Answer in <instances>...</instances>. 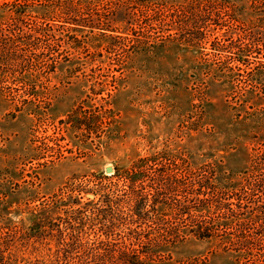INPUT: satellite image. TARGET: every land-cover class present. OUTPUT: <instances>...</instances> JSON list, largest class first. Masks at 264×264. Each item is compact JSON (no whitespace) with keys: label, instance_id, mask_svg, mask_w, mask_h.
Listing matches in <instances>:
<instances>
[{"label":"rangeland","instance_id":"1","mask_svg":"<svg viewBox=\"0 0 264 264\" xmlns=\"http://www.w3.org/2000/svg\"><path fill=\"white\" fill-rule=\"evenodd\" d=\"M219 1V26L200 43L184 31L201 23L154 22L150 32L112 13L134 14L131 0H0L12 4L0 8V35L25 61L0 65L11 87L0 88V226L54 223L66 209L58 194L147 157L186 183L251 176L264 157V0ZM231 252L190 239L153 264H237Z\"/></svg>","mask_w":264,"mask_h":264},{"label":"trees","instance_id":"2","mask_svg":"<svg viewBox=\"0 0 264 264\" xmlns=\"http://www.w3.org/2000/svg\"><path fill=\"white\" fill-rule=\"evenodd\" d=\"M131 1L137 6L134 14L112 13H124L128 22L131 15L138 16L147 21L150 32L154 22L195 21L204 28L184 32L203 43L208 31L219 26L214 19L221 17V11L214 13L219 0ZM10 6L0 3V8ZM71 13L66 10L64 15L72 17ZM11 41L0 35V65L25 62L21 46ZM190 41L183 40L188 46ZM4 73L1 67L0 88L7 90L11 87L5 84ZM157 159H139L126 170L89 180L92 186L78 184L68 196L58 194L57 203L66 209L54 223H34L22 230L0 226V264H153L164 256L163 249L190 239L220 242L234 252L237 264H264L263 156L255 159L251 176L240 186L216 184V177L204 171L186 183L168 167L153 169ZM86 195L89 201L84 200ZM19 251H25V257ZM189 264L208 263L194 258Z\"/></svg>","mask_w":264,"mask_h":264},{"label":"water","instance_id":"3","mask_svg":"<svg viewBox=\"0 0 264 264\" xmlns=\"http://www.w3.org/2000/svg\"><path fill=\"white\" fill-rule=\"evenodd\" d=\"M109 170H111V169H109Z\"/></svg>","mask_w":264,"mask_h":264}]
</instances>
